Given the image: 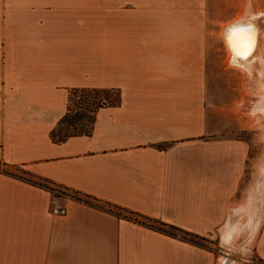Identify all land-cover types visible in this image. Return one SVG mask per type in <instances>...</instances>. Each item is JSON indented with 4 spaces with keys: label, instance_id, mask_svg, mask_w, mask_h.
Wrapping results in <instances>:
<instances>
[{
    "label": "crops",
    "instance_id": "crops-1",
    "mask_svg": "<svg viewBox=\"0 0 264 264\" xmlns=\"http://www.w3.org/2000/svg\"><path fill=\"white\" fill-rule=\"evenodd\" d=\"M143 6L0 0V264H216L196 242L210 240H248L264 262V179L258 190L247 177V142L211 123L203 27H161V3ZM84 89L119 99L96 111L89 135L53 142L71 91ZM23 178L69 192L57 201L66 215Z\"/></svg>",
    "mask_w": 264,
    "mask_h": 264
},
{
    "label": "rangeland",
    "instance_id": "rangeland-1",
    "mask_svg": "<svg viewBox=\"0 0 264 264\" xmlns=\"http://www.w3.org/2000/svg\"><path fill=\"white\" fill-rule=\"evenodd\" d=\"M141 1L142 3L144 1L143 7L156 4L158 7L156 9L160 8L158 4L161 3V18L163 19L161 27H167L166 24H170V27H203L200 34H203L204 40L209 44L211 123L219 128L222 135L241 138L247 142L249 146L247 177L253 172L254 177L257 178L258 190H260L261 181L264 179V99L262 98L264 89L261 86L264 81V0ZM168 7L172 8V11L175 10L171 13L170 22L169 17L165 18L167 13L165 9ZM104 11V9L99 10L98 27H106L107 16ZM235 21L256 24L258 29V39L261 43L258 44L259 53L255 56L260 60L256 58H253V61L250 60L252 61L248 63V65L252 63L250 70L237 64L238 61L235 60L225 40L226 27ZM251 73L254 76L257 75L260 81L252 78ZM73 104L74 102L71 101L70 106L72 107ZM78 124L83 125L84 121ZM10 171L22 174L20 169ZM51 188L56 193H69L56 186ZM262 189L264 190V184ZM196 242L218 255L216 264L225 263L221 258L223 254L234 256L238 264H264L254 257L248 240L235 241L236 243L233 241L231 244L226 242L223 245L217 240Z\"/></svg>",
    "mask_w": 264,
    "mask_h": 264
},
{
    "label": "trees",
    "instance_id": "trees-1",
    "mask_svg": "<svg viewBox=\"0 0 264 264\" xmlns=\"http://www.w3.org/2000/svg\"><path fill=\"white\" fill-rule=\"evenodd\" d=\"M77 91H81L83 93V100L78 104L74 103L73 106L71 107L70 102L72 101V95ZM118 99L119 96L115 91L97 90V89H84V90L71 91L68 98L67 111L65 115L61 118V120L58 122L57 126L51 131L50 133L51 140L55 143H61L70 137L89 135L91 133L95 121L96 111L99 108H101L103 104L112 105L117 103ZM80 121H84V124L83 125L78 124V122ZM6 173L13 175L8 171H6ZM18 177L22 178V176H18ZM23 179L28 180L32 184H36L40 187L52 191L51 185H49L47 181H43L41 179L32 180L31 178H23ZM76 199L90 206L98 207L108 211L112 210L109 207L108 208L103 207L102 205L90 201L87 197L77 196ZM126 214L127 217H131V218L134 216L135 217L134 220L138 221L137 217L133 213L129 212ZM142 219L143 221L139 220L138 222L147 224L148 226L156 228L164 233H168L170 235H175V233H181V231L175 227L167 226L157 221L147 220L146 218H142Z\"/></svg>",
    "mask_w": 264,
    "mask_h": 264
},
{
    "label": "bare ground",
    "instance_id": "bare-ground-1",
    "mask_svg": "<svg viewBox=\"0 0 264 264\" xmlns=\"http://www.w3.org/2000/svg\"><path fill=\"white\" fill-rule=\"evenodd\" d=\"M255 25L251 24V23H248V22L244 23V22H241V21H235V22L229 24L228 27H226V32H225V40H226L227 46L231 50V53L233 54L235 60L238 61L237 64H239L240 66H244L248 70L252 69V67H251L252 63H250V65H248V63L252 62L253 58H256V60L258 59V61L260 60L259 57L257 58L255 56L256 53H259L258 52L259 48H260L259 45L261 43V42H259L258 29H257V27ZM234 44L241 51H244L245 47L247 45L251 46L250 50H248V54L246 55V57L236 54V52L233 50V45ZM250 60H252V61H250ZM258 63H260V62H258Z\"/></svg>",
    "mask_w": 264,
    "mask_h": 264
},
{
    "label": "built area",
    "instance_id": "built-area-1",
    "mask_svg": "<svg viewBox=\"0 0 264 264\" xmlns=\"http://www.w3.org/2000/svg\"><path fill=\"white\" fill-rule=\"evenodd\" d=\"M83 100V93L81 91H77L76 93H73L72 95V101L75 104L80 103ZM53 194L55 195L52 202H51V209L50 212L54 216H64L66 215V208L63 205H60L57 201L59 198L63 197V194L65 193H56L53 189L52 191Z\"/></svg>",
    "mask_w": 264,
    "mask_h": 264
},
{
    "label": "snow or ice",
    "instance_id": "snow-or-ice-1",
    "mask_svg": "<svg viewBox=\"0 0 264 264\" xmlns=\"http://www.w3.org/2000/svg\"><path fill=\"white\" fill-rule=\"evenodd\" d=\"M250 45H247L245 47V50L244 51H241L238 47H236V45L234 44L233 45V50L236 52L237 55H241V56H245L248 54V50H250Z\"/></svg>",
    "mask_w": 264,
    "mask_h": 264
}]
</instances>
